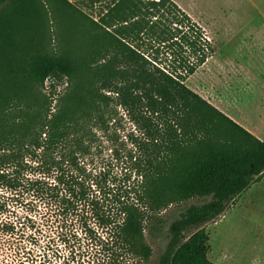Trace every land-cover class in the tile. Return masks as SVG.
I'll return each mask as SVG.
<instances>
[{"label":"trees","instance_id":"1","mask_svg":"<svg viewBox=\"0 0 264 264\" xmlns=\"http://www.w3.org/2000/svg\"><path fill=\"white\" fill-rule=\"evenodd\" d=\"M17 3L0 0L1 33ZM88 17L113 44L96 79L75 81L73 61L48 56L31 77L50 81L53 109L32 103L26 75L5 97L19 109L18 126L0 130V186L47 209L46 229L32 223L38 233L18 253L64 243L82 249L81 264H149L147 235L163 234V211L197 198L171 222L157 264H213L203 225L264 175V139L186 82L217 46L175 0H110ZM120 107L140 133H121Z\"/></svg>","mask_w":264,"mask_h":264},{"label":"rangeland","instance_id":"2","mask_svg":"<svg viewBox=\"0 0 264 264\" xmlns=\"http://www.w3.org/2000/svg\"><path fill=\"white\" fill-rule=\"evenodd\" d=\"M108 1L92 6L90 0H18L15 8H5L6 22L3 21L0 32V130L18 126V96L13 101H7L5 97L18 92V79L23 75L28 77L25 78L27 96L37 108L41 106L47 110L56 106L50 81L42 84L31 77V71L44 57L59 56L73 61L78 66L75 81L96 79L99 65L112 54L107 45L112 49L113 44L104 28L97 26L88 14L98 19L101 5ZM186 4L196 15L211 20L215 4L222 3L186 0ZM206 29L215 45H228L225 42L228 35L214 34L208 27ZM201 78H206L203 70L192 81ZM63 89L64 85H61L58 91ZM120 110L121 133H140L123 107ZM18 198V192L0 186V264H69V261L81 264L85 257L82 249L76 248L72 253L64 243L52 246L48 253H18V242L28 241L27 235L36 231L30 226L32 223L37 222L46 229L42 222L47 215L43 205L32 208L28 203L19 202ZM195 202L199 199L172 203L163 211L166 218L163 234L159 237L147 235L153 247L149 264H157L166 249L171 222ZM203 226L211 235L209 255L213 264H264V175L236 196L222 214Z\"/></svg>","mask_w":264,"mask_h":264},{"label":"crops","instance_id":"3","mask_svg":"<svg viewBox=\"0 0 264 264\" xmlns=\"http://www.w3.org/2000/svg\"><path fill=\"white\" fill-rule=\"evenodd\" d=\"M175 1L196 20L203 19L186 0ZM207 1L222 4H215L213 19L198 21L211 33L228 35V45H216L217 51L186 82L264 139V0ZM202 70L206 78L192 81Z\"/></svg>","mask_w":264,"mask_h":264}]
</instances>
